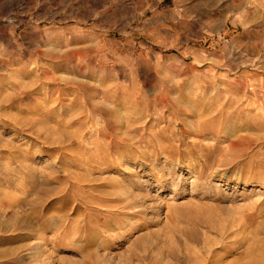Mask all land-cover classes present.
<instances>
[{
  "label": "rangeland",
  "instance_id": "obj_1",
  "mask_svg": "<svg viewBox=\"0 0 264 264\" xmlns=\"http://www.w3.org/2000/svg\"><path fill=\"white\" fill-rule=\"evenodd\" d=\"M263 11L0 0V264H264Z\"/></svg>",
  "mask_w": 264,
  "mask_h": 264
},
{
  "label": "crops",
  "instance_id": "obj_2",
  "mask_svg": "<svg viewBox=\"0 0 264 264\" xmlns=\"http://www.w3.org/2000/svg\"><path fill=\"white\" fill-rule=\"evenodd\" d=\"M245 7L252 8V6H249L248 4H246ZM245 10H246V8H245ZM235 14L238 15V13H235ZM240 21L244 24H247L245 27H246V32L247 31L248 32H247V34H244V33L236 34L234 37V40H233L235 43H233L232 46L234 48H238V47L241 48L242 46L239 44V41H241V39L247 40L246 45L250 48H253L254 46H258V45L262 44L263 43V37H264V11L261 12L260 16H257V17H255L253 15H249V14L245 15V16H243L242 19H240ZM255 39H258L259 41H257L255 43L253 41ZM261 39H262V41H260Z\"/></svg>",
  "mask_w": 264,
  "mask_h": 264
},
{
  "label": "bare ground",
  "instance_id": "obj_3",
  "mask_svg": "<svg viewBox=\"0 0 264 264\" xmlns=\"http://www.w3.org/2000/svg\"><path fill=\"white\" fill-rule=\"evenodd\" d=\"M263 247V243L261 244V248Z\"/></svg>",
  "mask_w": 264,
  "mask_h": 264
}]
</instances>
